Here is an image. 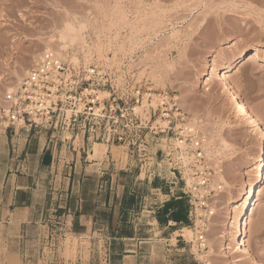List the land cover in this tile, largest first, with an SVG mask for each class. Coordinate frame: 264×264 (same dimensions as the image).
Masks as SVG:
<instances>
[{"label": "rangeland", "instance_id": "rangeland-1", "mask_svg": "<svg viewBox=\"0 0 264 264\" xmlns=\"http://www.w3.org/2000/svg\"><path fill=\"white\" fill-rule=\"evenodd\" d=\"M79 20L86 23L81 40L62 49V27ZM0 40V107L44 51L79 68L85 114L60 115L50 171L80 152L97 160L92 199L115 196L111 214L99 210L92 240L71 235L67 217L57 216L65 201L51 198L56 206L31 246L36 264H135L122 257L135 249L124 240L134 234L137 264H264V171L246 218L250 257H238L232 242L230 220L255 150L250 127L222 90L227 84L264 128V63L242 60L254 50L264 55V0H0ZM234 59L232 71L214 79ZM175 109L204 137L207 189L191 191L181 170ZM59 183L43 187L61 194Z\"/></svg>", "mask_w": 264, "mask_h": 264}, {"label": "crops", "instance_id": "crops-1", "mask_svg": "<svg viewBox=\"0 0 264 264\" xmlns=\"http://www.w3.org/2000/svg\"><path fill=\"white\" fill-rule=\"evenodd\" d=\"M56 145L53 132L39 127L18 124L0 131V264H36L39 251L31 246L41 240V224L50 216V208L56 206V202L48 203L51 198L65 201L64 206H57V216L67 217L69 231L78 240L87 235L92 240L102 206L109 214L115 208L114 194L106 197L103 204L96 196L92 199L99 173L96 159L88 160L81 158L80 152L72 153L61 161L63 169L51 173L54 159H49L47 153L49 148L51 152L55 150ZM57 178L62 185L61 194L43 187ZM106 222L112 224L110 219ZM134 236L124 240L135 241V249L123 250L122 257L137 264L141 242ZM154 253L155 250L151 255Z\"/></svg>", "mask_w": 264, "mask_h": 264}, {"label": "built area", "instance_id": "built-area-1", "mask_svg": "<svg viewBox=\"0 0 264 264\" xmlns=\"http://www.w3.org/2000/svg\"><path fill=\"white\" fill-rule=\"evenodd\" d=\"M80 86L79 68L63 61L54 52L44 51L26 72L9 104L0 107V128L6 130L22 121L29 126L55 130L60 115L64 116L67 111L74 117L85 114ZM88 109L92 115L98 116L96 110ZM175 112L174 118L180 120L173 132L178 158L182 163L181 170L189 180L191 191L207 189L212 172L204 155V137L186 121L183 114L177 109ZM194 230L197 231V228ZM198 239L200 246H203L201 233Z\"/></svg>", "mask_w": 264, "mask_h": 264}, {"label": "bare ground", "instance_id": "bare-ground-1", "mask_svg": "<svg viewBox=\"0 0 264 264\" xmlns=\"http://www.w3.org/2000/svg\"><path fill=\"white\" fill-rule=\"evenodd\" d=\"M84 19L85 18H83V20ZM84 21L79 20L77 24H74L70 21L64 24V27H62V31H60L61 33L59 36V40L63 43V46L61 47L62 49L66 48L68 42L72 44L74 42L77 41L79 42L81 40L80 31L86 28V23ZM260 56L261 55L259 51L254 50L249 54H247L242 60H244V63H248L255 60H259L261 63H264V55L261 58ZM237 63H238V59H234L229 61L225 67L216 68L213 74L214 79L221 80L222 72H225L228 75L232 71V69L237 65ZM222 90L223 93H225L229 97L231 106L234 109H236V111L238 112L239 121L242 124L250 127L254 139L255 152L249 160V166L252 168V175L239 190L238 196H239L240 204L236 206L234 216L230 220L231 227L233 229L232 242H234L235 245L234 250L239 254L238 257L241 258L245 257V259H247L250 257V254L248 253L245 244V237L249 232V229L246 226L247 225L246 218H247V213L249 212L255 201V193L257 191L258 185L263 180L264 128L261 125V123L258 121L255 112L246 103L241 101L237 96L233 95L227 84L222 85ZM21 122L22 121H20L19 123ZM219 178L221 179V176ZM186 231H187V234L185 233L186 237L190 238L191 231L189 230ZM222 244L224 248H227L226 238H223ZM235 258L236 261L241 259L239 258L237 260V257Z\"/></svg>", "mask_w": 264, "mask_h": 264}]
</instances>
